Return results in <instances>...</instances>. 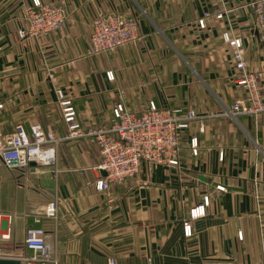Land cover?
Wrapping results in <instances>:
<instances>
[{
    "label": "crops",
    "instance_id": "1",
    "mask_svg": "<svg viewBox=\"0 0 264 264\" xmlns=\"http://www.w3.org/2000/svg\"><path fill=\"white\" fill-rule=\"evenodd\" d=\"M42 1L62 5L67 19L41 41L17 35L30 0L0 2V135L21 123L26 132L39 124L64 136L56 90L83 128H108L118 103L140 112L153 102L199 117L182 134L178 166L142 163L135 178L104 192L95 189L103 175L90 138L61 142L53 166L0 163V260L24 264L33 255L25 231L41 228L49 259L37 264H264V198L256 194L264 184V114L212 116L246 98L223 33L241 39L250 71L264 72V40L243 7L253 0ZM105 14L136 20L139 38L87 57L92 22ZM260 88L264 99V78ZM206 195L204 216L190 222L186 238L182 222ZM52 202L56 215L47 217Z\"/></svg>",
    "mask_w": 264,
    "mask_h": 264
},
{
    "label": "built area",
    "instance_id": "2",
    "mask_svg": "<svg viewBox=\"0 0 264 264\" xmlns=\"http://www.w3.org/2000/svg\"><path fill=\"white\" fill-rule=\"evenodd\" d=\"M251 12L253 28L264 40V0H253L244 6ZM227 12H219L213 18L220 20ZM207 13L198 20L200 28L205 27ZM67 19L66 9L59 4L30 0L24 6L25 30H19L20 39L41 41L49 34L60 29ZM224 42L232 51V59L237 76L235 84L245 91L246 98L236 100L229 110L219 112L215 117L257 116L264 114V99L261 95L260 80L262 71H250L245 56V49L239 37L229 33L222 34ZM138 24L134 19L119 14L100 15L91 25L87 57L108 55L115 50L138 40ZM113 80L111 72L106 74ZM58 106L67 127L64 136H57L52 128L35 124L26 132L21 123H16L11 132L0 135V163L9 170H27L30 163L35 166H53L56 163L57 146L64 141L90 138L97 146L101 161L96 171L105 175L95 181L97 192L107 191L112 184H121L135 178L142 163L163 166H178L182 134L199 117L193 110L180 108L158 109L149 102L140 112L130 111L122 103L115 104L111 110L110 126L83 128L77 120V113L71 101L62 91L56 90ZM1 108V105H0ZM192 155H196V139L190 144ZM220 159V158H219ZM222 159V154H221ZM215 190L225 192V187L215 184ZM209 197L203 196L202 203L189 211V218L182 222L184 237H190V222L204 216V207L208 206ZM56 204L50 203L46 210L47 217H55ZM238 239L242 234L238 233ZM24 246L32 256L24 259V264H37L49 259L48 246L41 228H28L25 231ZM105 264H118L108 258Z\"/></svg>",
    "mask_w": 264,
    "mask_h": 264
},
{
    "label": "water",
    "instance_id": "3",
    "mask_svg": "<svg viewBox=\"0 0 264 264\" xmlns=\"http://www.w3.org/2000/svg\"><path fill=\"white\" fill-rule=\"evenodd\" d=\"M2 0H0L1 2ZM34 163H30V167H34ZM102 175L104 176L105 174L102 172ZM229 190H235V188H228ZM256 194L259 198H264V184H258L256 185ZM0 264H18L16 262L12 261H6V260H0Z\"/></svg>",
    "mask_w": 264,
    "mask_h": 264
},
{
    "label": "rangeland",
    "instance_id": "4",
    "mask_svg": "<svg viewBox=\"0 0 264 264\" xmlns=\"http://www.w3.org/2000/svg\"><path fill=\"white\" fill-rule=\"evenodd\" d=\"M1 168V167H0Z\"/></svg>",
    "mask_w": 264,
    "mask_h": 264
}]
</instances>
